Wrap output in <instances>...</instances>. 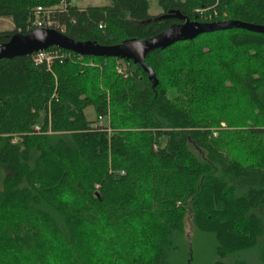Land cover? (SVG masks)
Instances as JSON below:
<instances>
[{
    "label": "trees",
    "instance_id": "16d2710c",
    "mask_svg": "<svg viewBox=\"0 0 264 264\" xmlns=\"http://www.w3.org/2000/svg\"><path fill=\"white\" fill-rule=\"evenodd\" d=\"M107 1L0 0V42L32 30L36 6L98 45L153 37L175 11L264 25V0ZM48 47L47 65L0 58V264H264V32L148 49L155 78Z\"/></svg>",
    "mask_w": 264,
    "mask_h": 264
},
{
    "label": "water",
    "instance_id": "95a60500",
    "mask_svg": "<svg viewBox=\"0 0 264 264\" xmlns=\"http://www.w3.org/2000/svg\"><path fill=\"white\" fill-rule=\"evenodd\" d=\"M172 15L180 19V23L174 22L170 24L165 30L154 34L153 37H144L140 40L127 39L112 46L98 45L95 41L91 40L83 42L82 40L71 39L55 27H33L32 30L26 33H12L5 43L0 42V58H10L26 53L31 54L35 50L46 49L48 45L56 44L57 47H63L69 49L71 52L84 55L131 58L133 62L142 65L147 70L149 77L155 78L151 67L144 62V55L148 49L152 50L155 47L164 48L174 41L192 39L199 33H206L211 30L241 27L245 30L264 32L263 24L246 23L237 19L203 22L198 19L189 20L180 11H175Z\"/></svg>",
    "mask_w": 264,
    "mask_h": 264
},
{
    "label": "built area",
    "instance_id": "2783aa9c",
    "mask_svg": "<svg viewBox=\"0 0 264 264\" xmlns=\"http://www.w3.org/2000/svg\"><path fill=\"white\" fill-rule=\"evenodd\" d=\"M199 12H203L205 13L203 8H197L196 9ZM35 11L37 13H39L40 11H43L41 6H36L35 7ZM36 13V18L33 20V27H54L52 26L54 23H52V20H50L49 15H47L48 17L45 18V20H42V18H40L39 14ZM216 15V11H214V13H212V16ZM203 17V20L205 19H211V15L210 14H206V15H201ZM206 22V21H205ZM59 51L56 48H52V47H48L47 49H38L33 51L30 55L32 56V61L33 62H41L43 61L46 65L49 64L53 58L55 57H59Z\"/></svg>",
    "mask_w": 264,
    "mask_h": 264
},
{
    "label": "rangeland",
    "instance_id": "374dc122",
    "mask_svg": "<svg viewBox=\"0 0 264 264\" xmlns=\"http://www.w3.org/2000/svg\"><path fill=\"white\" fill-rule=\"evenodd\" d=\"M149 6H148V10L149 12L152 14V13H158L160 12L162 9H160L157 1L158 0H149ZM108 1L107 0H71V3H74L78 6H85V4H95V5H98V4H104V3H107ZM11 19L10 18H0V29H3V30H6V28H11L12 27V23L10 21ZM85 116L87 119H91V117H93L94 115V108L92 106L89 105V107H87L85 109Z\"/></svg>",
    "mask_w": 264,
    "mask_h": 264
}]
</instances>
